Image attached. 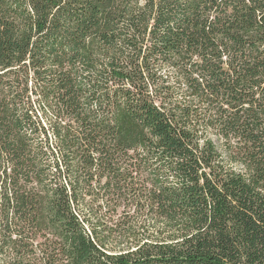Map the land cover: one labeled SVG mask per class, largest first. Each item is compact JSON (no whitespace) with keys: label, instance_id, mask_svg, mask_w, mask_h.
<instances>
[{"label":"trees","instance_id":"16d2710c","mask_svg":"<svg viewBox=\"0 0 264 264\" xmlns=\"http://www.w3.org/2000/svg\"><path fill=\"white\" fill-rule=\"evenodd\" d=\"M0 264H264V0H0Z\"/></svg>","mask_w":264,"mask_h":264}]
</instances>
